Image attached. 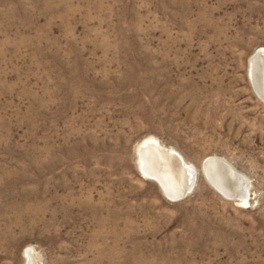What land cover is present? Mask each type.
Returning a JSON list of instances; mask_svg holds the SVG:
<instances>
[{
	"label": "rangeland",
	"instance_id": "374dc122",
	"mask_svg": "<svg viewBox=\"0 0 264 264\" xmlns=\"http://www.w3.org/2000/svg\"><path fill=\"white\" fill-rule=\"evenodd\" d=\"M259 49L264 0H0V264H264ZM148 139L194 167L185 198L142 175Z\"/></svg>",
	"mask_w": 264,
	"mask_h": 264
},
{
	"label": "water",
	"instance_id": "95a60500",
	"mask_svg": "<svg viewBox=\"0 0 264 264\" xmlns=\"http://www.w3.org/2000/svg\"><path fill=\"white\" fill-rule=\"evenodd\" d=\"M251 62L249 64V71H250V77L253 80L254 87L257 91V93L260 95V90L262 88L259 87V76H264V50L259 49L255 51V53L250 57ZM261 96V95H260ZM151 144L145 143L143 145V148L147 147L149 148ZM142 148V149H143ZM146 149V148H145ZM159 155L162 158H165L169 160V162L172 164V169L174 172V169H178L183 174V187H179L171 196H167L172 201H177L185 198L188 194L191 193L193 184H194V177H195V169L192 165L186 163L183 158L174 150H167L166 148H158L157 149ZM208 166H211L213 168H216L218 170L219 175L213 174L212 177L206 176L208 179L210 185L219 191L224 197L229 199H237L240 200L242 197H244L247 193L248 183L245 180L244 176H242L240 173L236 172L233 167L224 161L223 159L217 158V157H209L206 158L202 163V171ZM205 172V171H204ZM174 175V174H173ZM219 176V177H218ZM174 177V176H173ZM214 178V180L212 179ZM216 178V179H215ZM219 178V179H218ZM220 180L215 183V180ZM173 182L176 184V180L174 178ZM224 184V185H223ZM236 188L233 192L229 191V188ZM162 192H165V190L160 186ZM165 194V193H164ZM28 264H33L32 260L28 262Z\"/></svg>",
	"mask_w": 264,
	"mask_h": 264
},
{
	"label": "bare ground",
	"instance_id": "6f19581e",
	"mask_svg": "<svg viewBox=\"0 0 264 264\" xmlns=\"http://www.w3.org/2000/svg\"><path fill=\"white\" fill-rule=\"evenodd\" d=\"M251 59L249 61V64L251 62ZM249 74H250V71H249ZM258 81H259V87L262 88L260 90V95H261L260 97L264 100V76L260 75L257 82ZM145 143L151 144L149 148L147 147H145L146 149L143 148V145ZM158 148L164 149V147H160L157 144V142H155L154 140H150V139L146 140L139 146L138 148L139 162H140L139 169L144 177H146L147 179L153 180L159 185V187L161 186L165 190V192H163L165 193V195L171 196L177 189H179V187L180 188L183 187V181H184L183 174L177 168L174 169V172H173V169L171 166L172 164L169 162V160L162 158L159 155V153L157 152ZM167 150H171V149H167ZM204 171H205L204 174L210 177H212L213 174L219 175L218 170H216V168H213V167L211 169V166L206 167ZM174 178L176 180V184L175 182H173ZM212 179L214 180V178ZM218 179L215 180L214 182L217 183V181H219V183H221V181ZM234 190H236L235 187L229 188V191L231 192H233ZM246 195L242 197V199H240L241 202L246 201ZM26 258H27L26 264H28V262L30 261L29 260L30 256H27Z\"/></svg>",
	"mask_w": 264,
	"mask_h": 264
}]
</instances>
